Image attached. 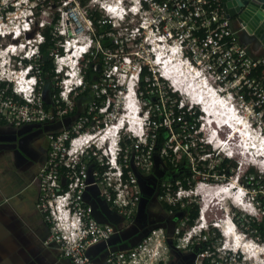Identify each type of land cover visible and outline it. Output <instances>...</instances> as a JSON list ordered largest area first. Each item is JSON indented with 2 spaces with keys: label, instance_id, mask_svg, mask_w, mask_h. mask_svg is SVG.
<instances>
[{
  "label": "built area",
  "instance_id": "built-area-1",
  "mask_svg": "<svg viewBox=\"0 0 264 264\" xmlns=\"http://www.w3.org/2000/svg\"><path fill=\"white\" fill-rule=\"evenodd\" d=\"M34 1L38 5L46 3L45 0ZM53 2L58 7L54 21L42 23L41 32L31 39L28 34L32 31L31 18L35 14L15 16L9 7L25 3L0 0V125L46 124L65 119L74 112L76 99L86 90L88 63L101 57L102 66L95 69L102 74L101 82L92 86L101 104L93 100L73 125L48 136V159L38 175L41 190L38 208L51 228L46 244H57L63 257L72 264H97L87 251L111 239L115 228L96 220L93 208L85 202L89 178L94 179L105 201L126 219H132L142 195L136 171L147 174L153 171L158 132L166 129L167 139L160 156L177 164V158L183 155L193 174L185 180L164 182L159 199H169L171 205L180 204L188 197V188L211 172L217 161L232 160L229 152L222 157L207 149L210 144L216 148L222 143L229 146L232 134L222 139L218 131L222 127L216 123L218 129L214 128V132L204 137L202 128L198 129L200 124L203 127L205 121L213 127L215 118L210 121L205 105L196 100L197 96L184 93L172 75L188 76L192 83L198 84L197 88H205L213 101L228 106V111L245 107L264 119V56L250 55L222 0ZM5 12L13 14V20L10 16L5 19ZM47 28H51L55 46L63 48V52H51L54 79H57L55 87L59 92L52 96L49 109L45 106L41 54V45L46 42L43 32ZM100 30L103 31L99 34ZM75 42H85V45L72 67L67 65L66 59L70 57L71 46H77ZM11 45H15L12 55H5ZM114 61L116 64L112 67L110 63ZM109 65L111 73L106 74L104 67L107 70ZM132 68L134 71L130 73ZM118 74L122 75V84L114 85L125 103L122 113L120 103L114 107L107 96L113 85L107 82L116 81ZM182 95L190 96L189 103ZM128 107L131 109L126 112ZM131 110L135 112L134 117H138L136 124H124L119 129L123 117ZM99 114L109 118L104 121ZM124 128L133 138L123 139ZM212 156L214 158H210ZM209 159L216 162L205 168ZM181 205L185 207V203ZM200 212L199 224L185 231L189 227V220L185 218L175 228L176 248L190 250L196 245L202 246L200 264H246L240 262L248 260L242 257L243 249L230 247L228 242L221 247L210 243V234H206L210 225L204 209ZM259 214L263 220L264 214ZM221 221L226 227L225 221H229L242 240L250 236L247 232H238L240 226L232 217ZM253 223L258 222L253 220ZM248 224L251 227V222ZM217 225L218 222L213 223L225 236V228ZM167 239L164 228H155L133 249L110 252L106 264H169ZM260 264H264V259Z\"/></svg>",
  "mask_w": 264,
  "mask_h": 264
},
{
  "label": "crops",
  "instance_id": "crops-1",
  "mask_svg": "<svg viewBox=\"0 0 264 264\" xmlns=\"http://www.w3.org/2000/svg\"><path fill=\"white\" fill-rule=\"evenodd\" d=\"M248 51L254 58L264 56V49L248 47ZM47 89L45 99L50 96ZM70 123L65 118L46 124L0 125V264H72L63 257L57 244H46L51 228L38 208L41 194L38 175L48 159V136L60 133ZM136 174L142 195L130 220L100 196L94 179L89 178L85 202L93 208L94 217L113 225L116 233L111 239L91 246L88 256L97 264H106L110 252L129 251L153 229L162 227L168 236L169 264H200L202 246L190 250L174 247L175 228L186 216L180 219L178 212L169 210L157 198L156 185L147 179L149 176L145 178L139 170ZM144 178L145 182L141 183Z\"/></svg>",
  "mask_w": 264,
  "mask_h": 264
},
{
  "label": "rangeland",
  "instance_id": "rangeland-1",
  "mask_svg": "<svg viewBox=\"0 0 264 264\" xmlns=\"http://www.w3.org/2000/svg\"><path fill=\"white\" fill-rule=\"evenodd\" d=\"M46 3H44L43 5L41 4H37L36 1L31 0L28 2V0H22V2H24L25 4H20L17 5L16 7H9L11 11H14L16 14L18 13H22V14H30L31 16L32 14H35L31 20V24H32V31L28 34V37L33 39L35 38L39 32H41V24L45 23V24H50L54 21L55 16L58 14V7L55 6V2H53V0H45ZM31 10V11H30ZM33 10V11H32ZM8 12V10L6 11ZM6 12L4 13L5 15V19L7 16H10L11 19L13 20V14H6ZM11 26V25H10ZM76 35H78V33H76ZM10 40V38L8 39V41ZM107 61L108 58H107ZM18 61H12V63H17ZM115 61L111 62L110 65L112 67L115 66ZM107 66V70L104 67V73L106 74H110L111 73V69L110 67ZM120 66V65H119ZM67 69V67H66ZM76 71V68H75ZM134 71V68L131 69L130 73H132ZM121 74H123L122 71H120ZM121 74H118V76H116L114 82L112 81H108L107 83L109 84H113L110 88V92H108L107 96L110 97L111 101L114 103V107H116L119 103H120V107H122L121 113L123 112V105L125 103H123V99L121 97V95L119 94L118 91H116L115 85L117 86H121L122 81H120V78H122ZM62 79V78H61ZM56 80L54 79V86H56ZM59 81V80H58ZM115 84V85H114ZM53 83H52V87ZM44 90H46L48 88L47 83L45 82L44 85ZM61 90V88H60ZM108 99V97H107ZM182 99L186 102L189 103L190 96H186V95H182ZM87 100V99H86ZM91 99H88L87 101H90ZM92 102V101H91ZM235 102H238V100L236 99ZM86 103V102H85ZM142 103V102H141ZM82 106L84 107L85 105L83 103H81ZM122 104V105H121ZM239 104V103H238ZM143 105V103H142ZM86 107V106H85ZM228 109V106H226ZM226 107H223V111L225 110ZM201 110V107H199ZM239 108V109H238ZM229 110V109H228ZM225 110L224 113L228 114L230 113L228 116H232L235 119H238V122L242 123V129L244 131H246V134L248 133L249 136L248 138L251 139L250 141H248V147H252L253 145L254 147H257L258 145H260L258 148L260 149H264V119L259 118L256 114L253 113L252 110L245 108V107H237V109L235 110H231L228 111ZM98 116H100V118L104 121H107V118L105 115L99 114ZM97 116V117H98ZM102 116V117H101ZM203 121V120H202ZM228 121V120H227ZM244 125V126H243ZM245 127V128H244ZM214 128L217 129V127L215 125L209 126L205 121H203V127L201 132H203L202 134L204 135V137L209 136V134H211L212 132H214ZM219 131V130H218ZM231 127L225 126L221 129V131H219L220 136L222 137V139H228L229 135H233L234 131L232 133H230ZM251 133H250V132ZM239 135H241L240 133L237 134V137L235 139L230 138L229 143H233L231 144L234 148L235 154L232 157L233 160V164L236 165L235 169H236V173L234 174V176L232 178H230V180H221V179H215V180H209L208 177L203 178L202 180H199L198 182L194 183L190 188H188V197L183 198L184 200L181 201V203H185V207H183L181 205V203L179 205H181V207L186 208V206H194V205H198L199 210L201 211L202 209L207 208V206H209L210 208H208L207 214H205L206 220L207 222H209L208 224L210 225L211 222L215 223L218 220V215L221 214V211L219 210V206H223V207H230L231 208V212H230V217L233 218V220L237 223V225L239 224V230L238 232H240L241 234H243V232H247L249 233L250 236H248L246 238V240L243 241L244 245H251L254 246L255 249H253L254 251H247L245 248L246 247H240V249L244 250V255L247 257V261H243L240 260V262H245L246 264H260L263 262L264 259V239L263 237H261V234L257 233L256 231H254L251 227H249V222L253 223V220H256L258 223H256L257 225L264 223V216H263V220L261 215L259 214V209L256 208V206H263L264 205V182H257L255 183V186L253 187H247V182H242L241 178L244 175L247 174V172L253 168L256 172H258L259 175H261V178L264 180V161L263 163H259L258 161L255 160V158L252 155H248V154H243V151L240 147H237V145L239 144H247L246 140H244L243 137H239ZM132 137L130 131L127 128H124L123 130V139L127 138V137ZM133 138V137H132ZM254 140V141H253ZM257 141V143H256ZM251 143V144H250ZM218 147V146H217ZM207 149H209V151H212L214 153H216V155H221L222 157L226 156V152L218 147H213L211 144L210 146L208 145ZM256 153H257V149H255ZM230 152V151H228ZM202 156V155H199ZM202 158V157H200ZM199 158V160H200ZM210 158H214V156L210 157ZM254 159V160H253ZM213 160V159H212ZM211 159H209V163L208 165L205 166V168H209L210 166L212 167V165L216 162V159L212 161ZM180 163L183 165H187V161L186 159L183 157V155L179 156L177 158L176 163ZM221 163V161H217L215 163L218 164ZM210 164V165H209ZM212 164V165H211ZM197 165V164H196ZM204 168V167H202ZM185 170H187V168H185ZM144 177H148L150 174H147L146 172H142ZM239 178V182L237 183L236 178ZM149 179V178H148ZM173 180V179H172ZM178 180V179H176ZM261 180V179H260ZM171 182V181H169ZM235 183L236 187L238 188L237 190L244 194L243 198L245 199V202L247 203V205H249L248 209H244L240 206L237 205V203L232 200V199H226L225 201H220L221 199H207L204 195L205 193L200 192V188H206V189H217V188H221V187H225V186H229V185H233ZM174 192V191H173ZM176 196V195H175ZM173 197V196H172ZM171 199V198H170ZM173 200V198H172ZM161 202H165V203H170L169 199L167 200H161ZM172 202V201H171ZM225 202V203H224ZM256 208L255 209L253 208ZM229 210V209H228ZM264 211V208L262 209ZM201 214V212H199ZM263 215V214H262ZM200 218V215H199ZM199 218L195 221V224H199ZM225 218V217H224ZM191 227H187L185 229V231H188ZM252 230L254 232H252ZM250 231V232H248ZM260 232V231H259ZM206 234H210V243L215 244L216 246H223L226 244V242H228L230 247H234L236 248V246L234 245V242L231 243L230 238L225 237L222 235L221 231L218 228H215L213 225L209 226V231L206 232ZM215 234L217 235V237H215ZM220 236H219V235ZM230 242V243H229ZM232 244V245H231ZM257 252V253H256ZM259 257V258H258Z\"/></svg>",
  "mask_w": 264,
  "mask_h": 264
},
{
  "label": "trees",
  "instance_id": "trees-1",
  "mask_svg": "<svg viewBox=\"0 0 264 264\" xmlns=\"http://www.w3.org/2000/svg\"><path fill=\"white\" fill-rule=\"evenodd\" d=\"M93 21H97V18H93ZM103 30H100L99 34L102 32ZM43 34L46 36V42L45 44L41 45V54L43 56L42 59V69H43V73H44V80L47 83L48 92H50V96L46 98V103L45 106L46 108H51L52 107V96L56 93L59 92V89L56 88L54 86V77H55V65L53 62V58L51 56V52L52 51H61L63 52V48L62 47H58L55 46L54 41L52 40V35H51V28H47L46 31L43 32ZM104 46H106V42H104L103 44ZM85 63V62H84ZM98 65L102 66V59L101 57L96 58V59H92L89 63H88V68H87V73L85 75V82L87 84L86 90L80 95L78 96V98L76 99V108L74 110L73 113L69 114L66 119L68 118V120L71 121V125H73L79 115L83 114L86 111V107L91 101L96 100L98 104H101V99L96 98L95 93L92 90V86L95 83H99L101 82V72L97 73V71L95 70L97 68ZM52 83L53 86L52 87ZM88 99H91L90 101H87ZM86 102V103H85ZM83 103L85 106L83 107L82 104ZM200 114V112L198 111L197 116ZM202 125L200 124L199 126V130H201ZM203 132H201L202 134ZM203 135V134H202ZM167 139V130L166 129H160L158 132V137H157V141H156V154H155V165H154V169L151 172V175H149V179L147 177L148 180H151L154 184H155V180L159 179V177H165L167 175L168 179H173L171 182H175L176 179H182L185 180L186 178H190L192 177V171L191 168L188 165H183L180 164L179 162L177 164H175L174 162H172V160L170 158H162L160 156L161 153V149L164 145L165 140ZM233 160H230L228 158H225L221 163H218L215 165V168L211 171V172H217L218 170H220V174H228V172L230 171V169L233 167ZM234 167H236V165H234ZM185 168H187V170H185ZM228 171V172H227ZM177 175V177H176ZM145 178L141 180V183L145 182ZM201 177L198 178V180H200ZM247 179L248 180V186L249 187H253L255 186L256 181L257 182H264V180L261 178V175L258 174V172H256L253 168H251L247 174L246 177L243 178V180ZM261 179V180H260ZM184 186L185 188H188V184L187 181H184ZM163 194V190L162 188L160 189V193L159 196ZM159 199V198H158ZM166 207L169 210H172L174 212H178L179 213V218L182 219L184 218V216H186V208L188 206H186V208L181 207V205H171L169 203H165ZM264 208V205L261 207L258 206V209L260 211L261 214H264V211L262 210ZM200 210L198 208V205L194 206V209L192 210V214L191 217L188 221V225L192 226L195 224V221L199 218L200 215ZM252 229L260 231L259 233L261 234V236L264 238V223H261L259 225H257L256 223H251L250 224Z\"/></svg>",
  "mask_w": 264,
  "mask_h": 264
},
{
  "label": "bare ground",
  "instance_id": "bare-ground-1",
  "mask_svg": "<svg viewBox=\"0 0 264 264\" xmlns=\"http://www.w3.org/2000/svg\"><path fill=\"white\" fill-rule=\"evenodd\" d=\"M75 44L77 46H71L70 50L68 51V53H70V57H67V59H66L67 65L72 66V67L75 65V60L79 56V51L81 50V47L83 45H85V42H83V43L82 42H79V43L75 42ZM14 46L15 45H11L10 48L8 49V51L7 50L5 51V55L11 56ZM1 57H4V53H1ZM180 72L181 71L179 70V74H180ZM172 78L175 80L176 85L178 87H180L184 91V93L189 94L192 97L197 96L196 100H198L199 103H202L203 105H205L206 111L208 112V114L210 116L209 120L212 119L213 117L215 118V120H213V125H215L217 127L216 123H218L219 126L222 128H223V126L225 127V126L229 125L231 127L232 132L234 131V134L232 136H230L231 139H232V137H233V139H235L237 137L238 133L241 134V135H239V137L241 136L244 138V140L247 141L246 142L247 144L244 143V144L237 145V147H240L242 149L243 154L252 155L255 158V160L258 161L260 164L263 163V161H264V149L258 148L260 145H258L257 147H254V145H253V148L250 146L248 147V141H250L251 136H250V138H248L249 134L248 133L246 134V131H244L242 129V123L238 122V119H235L233 117L234 115L228 116L230 113H228V114L224 113L226 108L223 111V104H221L220 102H217L216 100L213 101L211 96L209 95V92H207L205 90V88L203 90H201L200 87L197 88L198 84L196 82L192 83V80L188 76H186V78H185L184 75L181 77H179V75H174V76L172 75ZM191 84H193V85H191ZM127 98H129V97H127ZM125 100H127V99H125ZM130 109H131V107H128L126 109V112H128ZM134 114H135V112L131 110L130 114L125 115L122 119V122L118 126V128L122 129L121 126L124 124L126 126V125H128V123L129 124H136V121H137L136 119H138V117L137 118L134 117ZM220 130H221V128H220ZM232 132L230 131V133H232ZM256 143H257V141H256ZM231 144H233V143L230 142V143H228L229 146H225L224 143H222V144H217V146L219 145V147L222 148L225 152L230 151L229 155L233 156L235 154V151H234V148H232L233 146ZM255 149H257V153H256ZM237 189L238 188L236 187V185L233 184V185H229V186H225V187H221V188H217V189H211V190L206 189V188H200V192H202V193L204 192L205 193L204 196L207 199H209V197H210V199H212V198L218 199V200L221 199L220 200L221 202L225 201L226 199H232L237 203L238 206H240L244 209H248L249 205H247V203L245 202V199L243 198L244 194L240 193ZM208 208H210V207L207 206V208L204 209L205 214H207ZM226 208H228V207H226ZM217 222H218L217 226H222L225 228L224 235L226 237L230 238L231 243L234 242V245L236 246V248L240 249V247H246L245 249L248 252L249 251L253 252L254 251L253 249L256 250V248H254V246L243 244L244 240H242V237H240L239 234L234 230L233 225L229 221H225V224H227V227L225 225H223L224 224L223 221L218 220Z\"/></svg>",
  "mask_w": 264,
  "mask_h": 264
},
{
  "label": "water",
  "instance_id": "water-1",
  "mask_svg": "<svg viewBox=\"0 0 264 264\" xmlns=\"http://www.w3.org/2000/svg\"><path fill=\"white\" fill-rule=\"evenodd\" d=\"M222 2L228 17L239 31L242 43L252 49H264V0H222Z\"/></svg>",
  "mask_w": 264,
  "mask_h": 264
},
{
  "label": "flooded vegetation",
  "instance_id": "flooded-vegetation-1",
  "mask_svg": "<svg viewBox=\"0 0 264 264\" xmlns=\"http://www.w3.org/2000/svg\"><path fill=\"white\" fill-rule=\"evenodd\" d=\"M97 73H99L98 71H97ZM234 165L235 164H233L232 166V168L230 169V171L228 172V174H220V170H218L217 172H208V174H205L204 176H203V178H206V177H208V179L209 180H215V179H221V180H225V181H227V180H230V178H232L233 176H234V174L236 173V169H235V167H234ZM237 168V167H236ZM246 177V175H244L243 174V176H242V178H241V180H242V182L244 183V182H247V187H249L248 186V180L247 179H245V180H243V178H245ZM239 178L240 177H238V178H236V180H237V183L239 182ZM169 181H172V179H168V177H167V175L165 176V177H159V179H156L155 180V185H156V196H157V198H159V193H160V189H161V186H162V184L164 183V182H169ZM235 184V183H234ZM195 206V205H194ZM194 206L192 205H190V206H188L185 210H186V218L189 220L190 219V217H191V214H192V210L194 209ZM229 209V210H228ZM219 210L221 211V214L220 215H218V220L219 221H221V220H223V219H225L227 216H230V212H231V208L230 207H228V208H226V207H223L222 205L221 206H219ZM225 217V218H224ZM217 220V221H218ZM209 223V222H208ZM210 225H213V222H211V224ZM219 235V234H218ZM220 236V235H219Z\"/></svg>",
  "mask_w": 264,
  "mask_h": 264
}]
</instances>
